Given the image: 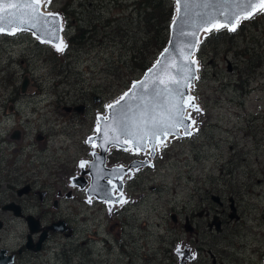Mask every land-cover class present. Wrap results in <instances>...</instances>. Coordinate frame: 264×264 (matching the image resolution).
I'll list each match as a JSON object with an SVG mask.
<instances>
[{
  "label": "rangeland",
  "instance_id": "1",
  "mask_svg": "<svg viewBox=\"0 0 264 264\" xmlns=\"http://www.w3.org/2000/svg\"><path fill=\"white\" fill-rule=\"evenodd\" d=\"M41 1L43 12L59 14L64 51L25 31L0 33V203L17 204L40 227L68 228L49 232L41 250H26L13 264H178L177 252L185 249L192 257L187 264H211L208 252L215 264H263L264 10L244 19L231 42L222 37L193 58L196 77L184 115L195 121L191 135L167 136L152 154L108 150L106 166L145 165L126 169L120 192H112L119 201L107 203L87 199L70 178L96 151L86 139L97 117L143 74L132 69L143 5ZM86 23L92 29L79 33ZM79 105L81 113L74 111ZM24 185L30 192L17 197ZM228 198L236 221L227 218ZM203 208L208 221H221L219 234L198 218ZM185 218L193 230H184ZM0 222V249L24 248V220L0 211Z\"/></svg>",
  "mask_w": 264,
  "mask_h": 264
},
{
  "label": "water",
  "instance_id": "2",
  "mask_svg": "<svg viewBox=\"0 0 264 264\" xmlns=\"http://www.w3.org/2000/svg\"><path fill=\"white\" fill-rule=\"evenodd\" d=\"M173 3L174 17L169 25L166 47L163 51L161 50V53L156 57L155 60L157 61H154L151 66L143 72L142 76L134 81L128 90L123 93V95L128 93L125 99L121 101L120 104H116V102L113 103L116 104L115 109L107 108L105 118L102 116L97 117L98 124L95 134L88 137L86 140L87 143L97 148V152L91 153L92 160L86 162L87 167H81L78 175L73 176L70 182L72 186L78 189H84L86 187L85 196L87 199L93 197L99 201L117 203L120 199V195L113 196L112 190L115 188L117 192H120L121 182L119 178L125 173L126 169L137 168L140 165L137 162H133L127 165L126 168L119 166L106 167L105 154L110 147L131 149L133 151H144L147 148L150 154H152L156 143L162 142L166 136H173L176 138L187 136L183 126L169 129V134L166 136L163 135V133L152 136L151 131H148L147 135H145L147 129H144L143 125H140L139 128L135 126L138 123L139 116L137 105L148 104L151 107L162 102L165 105H170L175 101L183 99L184 114L186 98L188 97V87L191 86L194 81V79L188 75V68L190 67L193 70L192 76L196 77L195 63L192 64L191 61H194L193 54L199 44L202 33L205 34L210 32L207 31V28L210 26V21L212 24H230V22L235 19L232 13H240V8L236 7L234 0H173ZM37 7L39 12L44 15L40 20L35 21L37 23L36 28L32 27L34 21L31 18L29 9L25 8L20 11L12 9L2 24L5 31L0 33L8 34L25 31L30 33L37 40L51 46H56L57 43H61L60 17L58 16L56 18L59 21L60 29L58 32L59 40H57L56 28L51 23L52 18L48 17V13L43 12L39 5ZM260 9L262 8L259 4L254 3L251 16L260 11ZM247 11L248 9H245V12ZM240 19H245L244 14L240 15ZM45 21H47V23H45ZM238 21H236V24ZM221 29L230 31L228 27H220L218 29L215 27L212 28L214 31ZM50 31L53 33L51 36L48 34ZM226 70L229 71L228 65L226 66ZM160 80L170 84L172 88L171 96H155L153 92L154 84L156 86V91L164 87L163 84L159 83ZM173 80L179 83L171 84ZM24 87L25 82H22L20 87L21 92ZM141 88H143V92ZM177 92L183 93V97L181 98L178 96ZM133 95H135L137 99H132ZM141 96L143 99H140ZM125 102H127V105H129L131 109L127 112V120L120 111L125 108ZM82 110V105L74 108V111L77 113H81ZM66 111L68 112L70 110L66 109ZM158 114H163V112L158 111ZM125 123L129 125L131 134H124L121 132V128ZM184 123L188 125L187 131H189L190 121L185 118ZM39 139L40 136L37 140ZM85 176H88L89 181L85 180ZM30 190L29 185H24L14 193L17 197H21L27 195ZM210 200L217 205L221 204L218 196L211 195ZM228 202L229 213L227 214V218L229 220L238 219L235 215L232 199L228 198ZM0 211L9 212L13 217L22 218L24 220L28 234L26 235V243L23 247L25 250L32 252L41 250V245L46 240V233L48 231L63 232L66 229L63 222L52 223L47 226L46 229H41L37 219H34L30 215L24 216L20 206L13 202L0 204ZM172 220L174 221V217H172ZM262 220L264 221V214L262 215ZM1 226L2 223L0 222V228ZM183 228L186 231L191 230L187 218L184 219ZM207 229L213 230L215 234L221 232V224L217 216L211 217V220L207 224ZM32 235H38L35 242L32 241ZM177 253L180 255L178 264H186V262L192 258L188 249L178 251ZM13 262V255L8 254L4 249H0V264H13Z\"/></svg>",
  "mask_w": 264,
  "mask_h": 264
},
{
  "label": "snow or ice",
  "instance_id": "3",
  "mask_svg": "<svg viewBox=\"0 0 264 264\" xmlns=\"http://www.w3.org/2000/svg\"><path fill=\"white\" fill-rule=\"evenodd\" d=\"M47 3H51V0H46ZM236 7L240 8V13L233 12L232 15L235 17L234 20L230 22V24H212L211 21L209 22L210 26L207 28V31H211L213 27L220 28V27H228L230 31L236 30V21L240 19V15L244 14V18L247 19L252 14V9L254 7V3H258L259 6L264 9V0H234ZM41 3V0H0V32H4L5 28L2 26L3 22L5 21L7 15L10 13L12 9H15L17 11H20L21 9H29L31 18L34 21L32 23V27L36 28L37 23L35 21L40 20L44 14L40 13L38 10V5ZM245 9H248L247 12H245ZM48 17H51V23L56 28V39L59 40L58 32H59V21L56 19L59 14L58 13H48ZM27 22V21H25ZM47 23V21H45ZM50 36L53 35V33L50 31L48 33ZM66 45H63L61 43L56 44L57 51H64ZM192 64L195 63V61H191ZM192 69L188 68V75L191 76V78H195L192 76ZM160 84H163L164 87L160 89L159 91H156V86L154 84L153 86V92L156 97H163L165 95L171 96L172 95V88L169 83L160 80ZM179 82L176 80L171 81V84H178ZM141 91L143 92V88H141ZM128 95V93H125L120 100L116 101V104H120L121 101L125 99V97ZM177 95L181 98L183 97V93L177 92ZM132 99H137L135 95H133ZM140 99H143L141 96ZM195 98L193 97L192 100ZM116 104H109L107 105L108 108L115 109ZM125 108L121 109V113L124 115L125 119L127 120V112L130 111V106L127 105V102H125ZM188 106L193 108L196 111H200L199 107L191 102L188 103ZM183 107H184V101L183 99L179 101H175L171 103L170 105H165L162 103L156 104L153 106H149L148 104L137 105V109L139 110V116H138V123L135 125L137 128L140 127V125L144 126V129H147L145 131V135H147L148 131H151L152 136H157L161 133L163 135L169 134V129H175L180 126H183L185 128V134L191 135L192 133L187 131L188 125L184 123V114H183ZM158 111H162L163 114H158ZM189 118H191L189 116ZM192 123L194 124L195 121L193 120ZM121 132L124 134H131V129L129 128V125L125 123L123 127L121 128ZM143 138V137H141ZM85 162H81V167H84ZM126 203V201H123Z\"/></svg>",
  "mask_w": 264,
  "mask_h": 264
},
{
  "label": "trees",
  "instance_id": "4",
  "mask_svg": "<svg viewBox=\"0 0 264 264\" xmlns=\"http://www.w3.org/2000/svg\"><path fill=\"white\" fill-rule=\"evenodd\" d=\"M142 16L140 19L139 39L133 38L134 51L132 52V69L138 72H144L155 61L158 54L165 47L168 39V27L174 17V4L172 0H141ZM254 16V15H253ZM252 17V16H251ZM245 21L241 19L236 25V30L226 32L225 29L214 32V36L210 33L203 35L193 54L195 59H199L200 52L205 46H217L220 38L225 37L226 42H231L235 34L240 31L241 23ZM89 23H86L84 29H79L81 34H87L92 29ZM245 56V54H243ZM251 62V61H250ZM259 64H257V67ZM254 69L245 71L244 75L248 76ZM127 83V81H126ZM263 172V170H261Z\"/></svg>",
  "mask_w": 264,
  "mask_h": 264
},
{
  "label": "flooded vegetation",
  "instance_id": "5",
  "mask_svg": "<svg viewBox=\"0 0 264 264\" xmlns=\"http://www.w3.org/2000/svg\"><path fill=\"white\" fill-rule=\"evenodd\" d=\"M52 47V46H51ZM94 146H92V150H94ZM158 147H155V149H154V151H153V153L156 151V149H157ZM127 151H130L129 149L127 150ZM148 151V149L146 148L144 151H143V154H145L146 152ZM134 152V151H133ZM135 152H137V153H135V154H138L139 153V151H135ZM81 164H79V166H80ZM145 165V162H142V163H140V166H144ZM81 167V166H80ZM112 184V183H111ZM220 205H218V206H222V202L220 201ZM0 204H4V203H0ZM17 205V204H16ZM236 209V207L234 208V210ZM197 215L198 216H200L201 217V215L204 217V218H206V226H207V224L209 223V221L207 220V217L209 216V213H208V210H206V208L204 209L203 208V210H201L200 211V213H197ZM235 215L238 217L239 215H237L236 214V212H235ZM200 217H198V218H200ZM239 218V217H238ZM188 220V219H187ZM233 221H236V220H233ZM188 223H189V221H188ZM220 224L222 225V223H221V221H220ZM115 225H117V224H115ZM189 225H190V223H189ZM64 226H65V224H64ZM47 227V226H46ZM46 227H40L41 229H46ZM66 227V226H65ZM190 227H191V225H190ZM66 228H68V227H66ZM191 230H193L192 229V227H191ZM208 230V229H207ZM49 232H51V231H48L47 233H46V238L48 237V233ZM33 237H35L34 238V241H33V239H32V241L33 242H35L36 240H37V237H38V235H33ZM31 238H32V236H31ZM42 245H43V243H42ZM42 245H41V249H42ZM24 251H26L24 248H19V249H17L15 252H10V251H7V253L8 254H11V255H13V259L14 260H16L17 259V257H20L22 254H23V252ZM208 255L210 256V258H211V264H215V257L212 255V254H210L209 252H208ZM213 257H214V259H213ZM191 260H192V258H191ZM191 260H189V261H187L186 262V264L188 263V262H190ZM179 262V261H178Z\"/></svg>",
  "mask_w": 264,
  "mask_h": 264
},
{
  "label": "bare ground",
  "instance_id": "6",
  "mask_svg": "<svg viewBox=\"0 0 264 264\" xmlns=\"http://www.w3.org/2000/svg\"><path fill=\"white\" fill-rule=\"evenodd\" d=\"M42 6H43V4H42V1H41V3L39 4V7H40L41 10H42ZM261 10H264V9H260V11H261ZM10 34H11V33H10ZM203 34H204V33H202V35H203ZM61 44H62V37H61ZM52 48H53L54 51L58 52L57 49H56V46H52ZM188 110H189V109H185V110H184V115H185V116L188 115V113H189ZM191 125H192V123L190 124V126H191ZM167 139H168V137L166 136L165 139H164L162 142H157L156 145H155V147H159V146L164 145V144L166 143V140H167ZM155 147H154V149H155ZM154 149H153V151H154ZM132 151H133V150H132ZM134 152H135V151H134ZM135 153H136V152H135Z\"/></svg>",
  "mask_w": 264,
  "mask_h": 264
}]
</instances>
